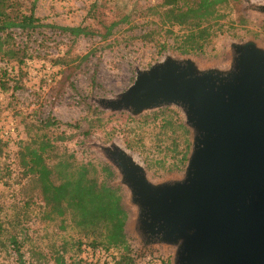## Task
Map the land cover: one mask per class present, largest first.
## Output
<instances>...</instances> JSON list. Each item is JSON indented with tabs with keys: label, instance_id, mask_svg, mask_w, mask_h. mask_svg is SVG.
I'll return each instance as SVG.
<instances>
[{
	"label": "rangeland",
	"instance_id": "obj_1",
	"mask_svg": "<svg viewBox=\"0 0 264 264\" xmlns=\"http://www.w3.org/2000/svg\"><path fill=\"white\" fill-rule=\"evenodd\" d=\"M32 1H20L23 2L20 8L29 13ZM157 2L37 0L34 12L41 25L29 33L21 28H13L12 36H0V47L9 58L27 57V74L22 82L24 86L0 94V135L10 118L15 119L18 125L9 137L11 145L0 156L1 214L6 220H13L15 215L26 217L30 236L39 245L67 241L66 264H112L120 250L100 248L93 252L89 249L81 254L86 257L82 259L73 245L79 237L76 228L69 225L61 229L59 221L44 219L39 207L41 200L26 206L21 193L22 169L16 157L18 140L40 126L42 120L52 116L63 123L78 125L76 128L61 125V129L67 133L74 132V137L67 143L81 158L107 164L94 143L115 141L126 146L145 163L155 180L181 173L187 162L191 141L190 131L179 107L171 105L133 116L127 111L110 113L98 102L100 98L112 97L126 90L134 82L138 67L148 68L168 52L180 53L175 41L165 40L164 30L148 34L158 27L156 22L159 18L148 16L146 8ZM260 2L232 0L228 15L222 21L223 30L203 51L192 55L203 63H220L228 59L231 40L253 37L264 43V17L249 10L251 4ZM93 5L98 7L94 8ZM101 19L106 24L121 20L107 39L100 35L74 39L55 27L83 24L100 32L105 30ZM174 30L179 34L184 32L178 27H174ZM85 55L88 57L82 59ZM57 58H63L62 63L56 64ZM14 59H11L10 65L15 64ZM96 110L99 113H95ZM95 119L99 125H93ZM55 132L60 131L56 129ZM118 179V173L114 172L108 183L119 188L122 203L128 212L126 236L132 253L137 256L136 264H172V253L168 248L158 247L154 242L145 243L132 234L130 222L128 226L131 212L125 205L126 188L117 185ZM15 260V254L7 255L0 251V264H14Z\"/></svg>",
	"mask_w": 264,
	"mask_h": 264
},
{
	"label": "water",
	"instance_id": "obj_2",
	"mask_svg": "<svg viewBox=\"0 0 264 264\" xmlns=\"http://www.w3.org/2000/svg\"><path fill=\"white\" fill-rule=\"evenodd\" d=\"M255 5L264 17V0ZM228 55L203 63L168 52L98 101L110 113L175 105L184 114L191 149L175 175L155 180L126 146L94 143L126 188L132 234L168 248L172 264H264V43L231 40Z\"/></svg>",
	"mask_w": 264,
	"mask_h": 264
},
{
	"label": "trees",
	"instance_id": "obj_3",
	"mask_svg": "<svg viewBox=\"0 0 264 264\" xmlns=\"http://www.w3.org/2000/svg\"><path fill=\"white\" fill-rule=\"evenodd\" d=\"M20 1L0 0V36H12L13 28H21L29 33L41 25L34 12L37 0L32 1L29 13L20 8L23 5ZM157 1L146 8L148 16L159 18L156 22L158 27L148 34L164 30L165 40L175 41L180 52L199 53L223 30L222 21L228 15L232 0ZM101 23L105 30L100 32L83 24L55 27L74 39L95 35L107 39L121 20H112L106 24L101 19ZM174 27L184 32L179 34ZM86 57L88 55L82 59ZM14 58H9L0 47V94L24 86L22 82L27 74V57ZM11 59L15 60V64L10 65ZM62 61L63 58H57L55 63L60 64ZM94 121L93 125H99L96 119ZM61 125L72 128L78 126L48 116L41 121L40 126L18 140L16 157L22 169L21 193L26 206L41 200L39 207L44 219L59 221L61 229L69 225L76 228L79 237L73 245L77 247V255L89 249L96 252L100 248L107 251L116 248L120 252L113 258L112 264H136L125 233L128 215L121 202L120 190L108 183L114 171L108 164L81 158L72 151L67 142L74 137V132L67 133L61 129ZM179 127L182 128V125L179 124ZM56 129L60 132L56 133ZM11 143V138L0 135V156ZM1 209L2 205L0 251L7 255L15 254L14 264H66L67 241H51L45 246L39 245L30 236L26 217L15 215L13 220H6L3 219Z\"/></svg>",
	"mask_w": 264,
	"mask_h": 264
},
{
	"label": "built area",
	"instance_id": "obj_4",
	"mask_svg": "<svg viewBox=\"0 0 264 264\" xmlns=\"http://www.w3.org/2000/svg\"><path fill=\"white\" fill-rule=\"evenodd\" d=\"M16 130V121L10 118L9 122L1 130V135L4 137H10Z\"/></svg>",
	"mask_w": 264,
	"mask_h": 264
},
{
	"label": "flooded vegetation",
	"instance_id": "obj_5",
	"mask_svg": "<svg viewBox=\"0 0 264 264\" xmlns=\"http://www.w3.org/2000/svg\"><path fill=\"white\" fill-rule=\"evenodd\" d=\"M134 255V257L136 258V261H137V256H135V254H133Z\"/></svg>",
	"mask_w": 264,
	"mask_h": 264
}]
</instances>
